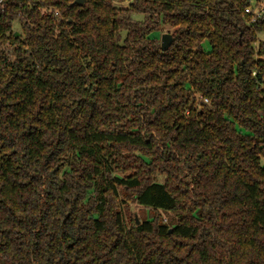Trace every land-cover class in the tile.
<instances>
[{
	"label": "trees",
	"instance_id": "16d2710c",
	"mask_svg": "<svg viewBox=\"0 0 264 264\" xmlns=\"http://www.w3.org/2000/svg\"><path fill=\"white\" fill-rule=\"evenodd\" d=\"M74 1L0 0V264H264L251 0Z\"/></svg>",
	"mask_w": 264,
	"mask_h": 264
},
{
	"label": "rangeland",
	"instance_id": "374dc122",
	"mask_svg": "<svg viewBox=\"0 0 264 264\" xmlns=\"http://www.w3.org/2000/svg\"><path fill=\"white\" fill-rule=\"evenodd\" d=\"M126 3H128V1ZM130 20H131L130 23L140 24L144 20V15L142 13L133 14L130 17ZM12 30L16 32L15 34H20L21 33V29H20V25H19V22L18 21H15L13 23ZM155 34H158L157 37H158V39L160 41L162 35H164V34H171V29L168 28V27H166V26H162L158 32H155ZM125 35H126V30L125 29H122V30H120L117 33V37H118V39H120L119 40V43L120 44L122 43ZM258 39L264 41V34H259L258 35ZM202 46H203V48L206 51H208L210 49L207 41H204L203 44H202ZM131 210L136 214V217L137 218L139 216V218L142 219V220L143 219H147L150 216L146 208H143L141 206H138L137 204H132L131 205ZM137 213H138V215H137ZM164 218L166 220H169L168 219V216H164ZM138 221H139V219H138Z\"/></svg>",
	"mask_w": 264,
	"mask_h": 264
},
{
	"label": "built area",
	"instance_id": "2783aa9c",
	"mask_svg": "<svg viewBox=\"0 0 264 264\" xmlns=\"http://www.w3.org/2000/svg\"><path fill=\"white\" fill-rule=\"evenodd\" d=\"M250 5L245 8V13L254 19H264V0H251Z\"/></svg>",
	"mask_w": 264,
	"mask_h": 264
},
{
	"label": "water",
	"instance_id": "95a60500",
	"mask_svg": "<svg viewBox=\"0 0 264 264\" xmlns=\"http://www.w3.org/2000/svg\"><path fill=\"white\" fill-rule=\"evenodd\" d=\"M83 0H75L74 3L81 4ZM172 42V36L170 34H164L160 39V48L162 51H165ZM135 221L138 223L137 217L135 216Z\"/></svg>",
	"mask_w": 264,
	"mask_h": 264
}]
</instances>
